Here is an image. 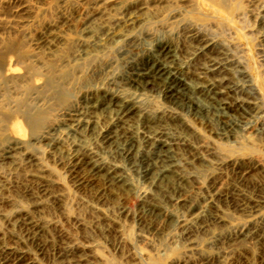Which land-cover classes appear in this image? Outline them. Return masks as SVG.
I'll list each match as a JSON object with an SVG mask.
<instances>
[{
  "label": "rangeland",
  "instance_id": "1",
  "mask_svg": "<svg viewBox=\"0 0 264 264\" xmlns=\"http://www.w3.org/2000/svg\"><path fill=\"white\" fill-rule=\"evenodd\" d=\"M0 264H264V0H0Z\"/></svg>",
  "mask_w": 264,
  "mask_h": 264
},
{
  "label": "bare ground",
  "instance_id": "2",
  "mask_svg": "<svg viewBox=\"0 0 264 264\" xmlns=\"http://www.w3.org/2000/svg\"><path fill=\"white\" fill-rule=\"evenodd\" d=\"M158 74L161 75V76H164L166 74V70L161 68V69L158 70Z\"/></svg>",
  "mask_w": 264,
  "mask_h": 264
}]
</instances>
